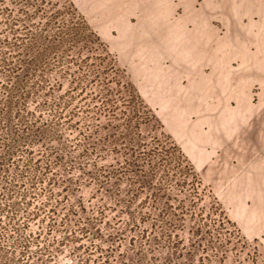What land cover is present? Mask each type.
Returning <instances> with one entry per match:
<instances>
[{
    "label": "trees",
    "instance_id": "16d2710c",
    "mask_svg": "<svg viewBox=\"0 0 264 264\" xmlns=\"http://www.w3.org/2000/svg\"><path fill=\"white\" fill-rule=\"evenodd\" d=\"M201 187L73 3L0 0V264H159Z\"/></svg>",
    "mask_w": 264,
    "mask_h": 264
},
{
    "label": "crops",
    "instance_id": "0c3cea01",
    "mask_svg": "<svg viewBox=\"0 0 264 264\" xmlns=\"http://www.w3.org/2000/svg\"><path fill=\"white\" fill-rule=\"evenodd\" d=\"M178 2L180 11L168 0H149L139 10L138 24L130 26L136 28L134 44L114 19L118 46L136 63V77L145 78V92L161 102L165 115L177 124V133L191 141L194 150L220 144L234 150L244 142V122L256 116L247 101L249 85L261 84L264 91V21L244 23L249 14L264 15V0H203L201 6L195 0ZM220 30L229 32L221 35ZM233 61L238 62L236 69ZM183 78L195 85L180 88ZM215 97L219 100L212 103ZM192 116L199 119L196 128L188 121ZM226 124L241 128L235 133L238 142L231 138Z\"/></svg>",
    "mask_w": 264,
    "mask_h": 264
},
{
    "label": "rangeland",
    "instance_id": "374dc122",
    "mask_svg": "<svg viewBox=\"0 0 264 264\" xmlns=\"http://www.w3.org/2000/svg\"><path fill=\"white\" fill-rule=\"evenodd\" d=\"M69 1L107 43L110 51L116 56L119 66L126 71L130 82L160 121L164 134L169 135L182 149L200 177L202 187L199 190L201 199L199 207L203 220L200 222L187 220L184 223L183 229L179 232L180 253L172 254L164 250L157 254L155 251V259L159 264H264V91L262 85L252 82L248 87L247 101L255 110L256 116L253 114L244 122L247 127L242 131L245 139L240 143V147L231 150L224 144H220L215 148L196 151L189 145L191 141H185L177 133V124L172 123V119L165 115L161 102L153 100L145 92L143 88L145 78L136 77L134 72L136 63L130 61L118 46L117 26L123 28L126 38L132 44L136 42L133 36L136 28L133 27L139 22L140 11L150 4L149 0ZM203 3V0H195L196 6H201ZM168 4L179 11L182 8L178 0H168ZM103 17L111 19L104 21ZM125 17H130V21ZM114 19L117 26L113 25ZM262 21H264V15L258 13L249 14L247 18H244V23L248 24ZM143 24L141 23V27ZM219 32L225 35L229 30ZM253 33H258V30L254 29ZM251 49L254 51L255 46H249V50ZM233 64V69H236L238 62L233 61ZM190 84L194 86L195 81L183 78L180 81V88ZM217 100L219 97H215L212 103ZM212 119L215 120V117L213 116ZM198 120L195 116L188 118L192 128L196 126ZM226 125L227 130L231 132V138L235 139V133H238L241 128ZM235 141L238 142L237 137ZM95 189L87 184L80 190L79 195L86 204L95 202L98 196ZM176 197L181 198L182 195L175 196V199ZM109 215L112 217L114 213ZM151 223L146 222L143 228L150 230ZM204 223L206 225L202 229ZM115 240L116 246L120 247L118 243L124 244L122 249L119 247L117 249L123 251L128 249V242L125 243L119 238ZM69 257L70 250L66 248L60 256V264L67 263ZM118 261H121L120 257Z\"/></svg>",
    "mask_w": 264,
    "mask_h": 264
}]
</instances>
